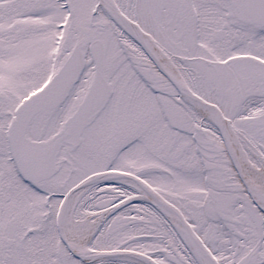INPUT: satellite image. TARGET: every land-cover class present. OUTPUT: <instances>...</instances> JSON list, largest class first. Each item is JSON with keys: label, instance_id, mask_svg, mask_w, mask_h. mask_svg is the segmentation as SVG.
Wrapping results in <instances>:
<instances>
[{"label": "flooded vegetation", "instance_id": "flooded-vegetation-1", "mask_svg": "<svg viewBox=\"0 0 264 264\" xmlns=\"http://www.w3.org/2000/svg\"><path fill=\"white\" fill-rule=\"evenodd\" d=\"M56 1L69 7L70 16L76 15L74 0ZM86 1H96L93 14L98 10L109 14L105 1ZM114 1L128 15L127 1ZM132 4L141 28L140 21L147 16L152 35L163 34L172 66L195 71L196 76L188 73L187 80L181 76L187 86L217 106L215 112L204 105L195 107L168 80L164 107L171 127L186 130L195 123L201 139L196 154L182 159L189 148L182 145L171 157L170 173L152 166L140 170L139 162L130 171L108 168L88 173L85 177L127 172L152 190H139L137 181L132 190L122 191L129 194L87 216L90 224L83 238L63 239L58 213L67 192L54 181L48 183L55 174L36 182L18 176L8 142L11 115L4 126L3 152L25 186V195L21 209H0V216L5 211L0 226L7 230L0 243V264H264V213L243 185V179L249 180L247 172L264 177V0H132ZM2 103L0 112L8 109ZM185 114L191 121L181 122ZM221 127L231 135L241 172L220 135ZM129 201L131 210L117 215ZM18 234L20 261L10 251Z\"/></svg>", "mask_w": 264, "mask_h": 264}, {"label": "rangeland", "instance_id": "rangeland-1", "mask_svg": "<svg viewBox=\"0 0 264 264\" xmlns=\"http://www.w3.org/2000/svg\"><path fill=\"white\" fill-rule=\"evenodd\" d=\"M74 1L76 15L66 21L65 11L56 0H0V101L8 107L0 112V209H21L25 195V186L16 178L3 152L4 126L11 111L22 97L37 91L50 79L78 42L84 44L86 57L80 80L62 104L31 119L26 135L46 140L64 129L67 117L76 109L94 77L88 51L94 39L105 44L103 73L113 93L85 128L80 144L75 147L61 144L56 159L57 171L48 183L56 182L64 193L92 171L108 168L130 171L138 162L140 170L152 166L170 173L167 169L174 152L188 144L182 159L189 158L196 154V145L201 141L195 123L186 130L171 127V117L164 107L168 80L133 39L125 38L123 29L108 14L101 10L92 13L96 1L90 4L86 0ZM126 1L127 13L135 19L132 0ZM140 23L149 39L155 40L171 60L165 50L163 34L152 35V23L147 16ZM194 72L183 66L179 70L185 80L188 73ZM193 113L194 120L199 122L198 112ZM122 191L125 190L109 184L94 185L79 202V217L86 219L88 215H95L94 210L130 193ZM131 206L130 202L117 215L126 213ZM4 214L5 211L0 217ZM5 232L7 230L0 226V243ZM14 237L15 244L10 251L16 253V260L20 261L21 234Z\"/></svg>", "mask_w": 264, "mask_h": 264}, {"label": "water", "instance_id": "water-1", "mask_svg": "<svg viewBox=\"0 0 264 264\" xmlns=\"http://www.w3.org/2000/svg\"><path fill=\"white\" fill-rule=\"evenodd\" d=\"M103 1H105V4L107 5L113 16L116 19L121 20L125 24V26H127V30L131 35V38H133L140 45V48H142L146 56L152 61L157 70L161 74H163L164 77H167L169 80H171V82L174 84V87H176L179 93L199 104L204 105L206 108L212 110L213 112L217 111V106L203 100L200 96H197V94H195L187 86H185L181 79L175 77L174 75H172V73H170L169 69L162 64L153 49L150 47L147 39L144 37L143 31L135 21L131 20L123 12H121V10L112 1ZM83 45L84 44L82 42L78 43L72 50L71 55L61 67V70H59L58 73L53 76L52 80L48 82V84L36 94L31 95L28 99L24 100L22 106L17 110V119L14 120L11 125V134L15 142L16 140L19 141L20 137L23 136V132L25 131V128L27 127L34 113L43 109L55 107L59 105V103L64 101L72 85L79 79L81 70H83L85 64V58L83 52L81 51ZM105 52L106 48L101 40H95L90 45V53L93 57L92 60L95 64L96 73L94 80L90 85L89 91L84 100H82L83 102L79 105L77 111H75L73 116H71L65 123L66 129L64 130V132L62 131L48 142H45L44 144L42 143L39 146L41 151H51L52 147L58 148L59 143L62 139L69 143H72L73 145H78L80 142V134L83 128L88 124L89 120L104 107V105L108 101L109 97L112 94V88L107 80H105L102 70L105 67ZM220 133L230 153L229 155L234 157V149L231 145V141L229 140V136L227 135L226 128L221 127ZM234 162L238 170L241 171L239 161H237V159H234ZM107 177L126 179L133 182L138 181L143 187L151 190L146 182H144L137 176L127 172H96V174H92L91 176L76 184V186L70 189L67 194L65 193L66 195L61 203L60 212L58 213L60 229L62 224L60 213H62L65 205L69 201V198L79 189L94 182L103 180ZM243 183L252 194L257 206L264 212V203L262 200H260L259 196L256 195L255 192L252 191L249 187V180L247 181L246 179H243ZM121 221L123 222V224L128 223L126 220ZM61 236L63 239H66L63 233V228L61 229Z\"/></svg>", "mask_w": 264, "mask_h": 264}, {"label": "bare ground", "instance_id": "bare-ground-1", "mask_svg": "<svg viewBox=\"0 0 264 264\" xmlns=\"http://www.w3.org/2000/svg\"><path fill=\"white\" fill-rule=\"evenodd\" d=\"M119 25H121L124 29V37L129 38V32L127 30V26L121 21L117 20ZM144 37L147 39V42L149 43L150 47L153 49L157 57L160 59L163 65L167 67L177 78H181V75L179 74V70L172 66L173 64L170 63L169 58L164 54V52L155 46V44L149 39L148 36L144 35ZM240 160L244 163L247 161L246 157L240 156ZM247 175L249 177V184L251 185V188L255 192L256 195H258L262 201H264V177L261 175L254 174L253 172H247ZM97 185H105L109 184L110 186L119 187L123 190H132V188L136 185L134 182L126 179H107V181H98L96 182ZM96 184H89L81 189H79L77 192H75L70 198L67 204L65 205L61 214V221L63 226V232L66 239L70 238H76L80 237L83 238L85 235V229L88 228L89 217L86 219H81L78 215V211L80 210V201L83 198V196L88 192L90 188H92ZM143 188L140 187L139 190H142ZM141 198H144V195H141Z\"/></svg>", "mask_w": 264, "mask_h": 264}]
</instances>
